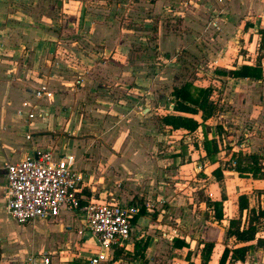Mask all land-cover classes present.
<instances>
[{
  "label": "crops",
  "instance_id": "1",
  "mask_svg": "<svg viewBox=\"0 0 264 264\" xmlns=\"http://www.w3.org/2000/svg\"><path fill=\"white\" fill-rule=\"evenodd\" d=\"M110 1H115V4L112 5L111 2L109 5L99 4L91 0H0V205L5 211L7 164L17 163L32 156L37 150H52L58 157L73 155L75 168L82 176L83 192L89 193L88 195L94 197L96 201L137 205V200L143 203L148 200L149 203L144 204L150 207L146 208L141 204L139 207L144 206L145 213L132 220L131 235L125 248L116 250V253L123 252L135 257L136 245L147 243V248L140 251L142 255L137 256L139 258L128 261L129 264H136L135 261L141 262L142 258L148 260L152 255L164 253L168 245L173 246L174 238L183 239L178 232L181 230V218L173 214L180 209L179 207L184 208L186 203L178 197V193L167 198L165 183L160 178L163 170L159 168L160 163L157 164L153 159L154 157L160 159L164 154L163 151L152 147L151 142L156 143L155 138L136 136L129 140L128 127L116 129L117 124L126 126L128 122H132V130L135 132H155L150 121L151 115L154 114L151 109L155 107L150 98L153 97L156 86L150 85L149 67H135L137 65L135 61H139L140 53L132 50L135 31L129 28H149L151 21L158 20L154 46L161 56L157 60L165 61L161 50L179 46L181 37L177 40L176 36L163 37L164 16L180 17L184 19V23L194 24L196 20L193 18L195 16L193 10L195 6L200 8L202 5H198L195 0H188L189 7L183 13L178 0ZM211 1L216 2V8L223 10L228 9L227 5L231 2ZM236 1L242 8L247 9L250 5L249 8L260 9L258 19L264 15V7L258 5V0ZM210 7L214 8V5ZM87 12H92L89 17ZM136 12L143 15L142 19L135 16ZM122 13H125V18H128L129 14V20H123V16L120 15ZM70 29L76 30V33L71 32L74 34L73 37L78 36L76 41L67 36ZM149 39L150 36H147V40ZM186 45L189 46L190 43ZM148 56L149 54L146 60H150ZM80 74L83 75L84 82L77 89L74 81ZM220 77L228 79L229 83L233 81L252 82L253 85L262 83V80ZM41 83L47 84L53 96L34 100L32 92ZM76 89L77 92L73 93L72 91ZM260 89V86H242L238 91L234 90L235 97L230 102H241L240 107L246 115L250 113L249 116L254 115L263 120L264 104L256 96ZM114 94L116 101L113 100ZM24 102H28L29 108L35 111L34 119L28 122L25 117L18 115L19 111L24 114L29 112V108L23 107ZM257 103L261 104L256 105ZM252 107L256 109L252 111ZM158 108L160 110V106ZM209 123L212 125L211 121ZM198 130L201 143H198L197 148L188 143L190 137L185 131L171 130L165 126L157 131L158 143H166L171 139L175 146H179L171 152L177 154L175 160L181 161L177 164L176 171L194 172L193 166L197 163L195 161L200 158L207 167L205 173L209 171L211 174L215 168H223V161L219 159L224 152L220 150L212 160L205 157L203 130L201 127ZM122 131L125 133L120 136ZM206 134L210 139L211 135ZM248 137L247 135V139L240 144L241 148L244 149L251 141ZM96 140L99 146L94 145L93 142ZM258 148L255 152H258ZM228 173L230 172L223 170V178ZM210 197L211 201H216L212 198V192ZM207 202L208 200L205 203L200 202V206H205L208 211L210 207ZM166 203L169 208L165 211L163 208L166 207ZM67 214L72 220L61 218ZM76 217L79 215L62 212L55 220L31 222L28 224L27 233L25 235L20 233L24 240L27 239L25 242L16 239L17 229L24 225L17 224L10 217L11 222L17 225V229L6 236L0 234L2 239L0 264H24L28 249L31 250V254H39L34 252L35 239L32 242L30 235L35 222L59 221L60 223L56 224H60L61 233L64 232L60 227L73 226L75 230L72 234L66 235V240L72 242L75 250L79 247L84 248L87 242L80 240L86 231H83L81 218L79 224L73 221ZM211 218L214 220V217ZM221 222L223 227L228 226V220ZM74 231L78 235L76 243L73 241ZM92 239L94 240L93 237ZM58 241H53L52 234L47 231L40 245L46 249L40 254H48L52 264H59L60 260L68 261L58 258L56 254ZM185 242L189 243L187 239ZM22 245L26 249L20 248ZM260 248L262 247L255 248L254 251H259L257 255L264 261V250ZM221 253L222 250L218 255ZM96 254L90 257L88 264ZM256 262L261 264L259 261Z\"/></svg>",
  "mask_w": 264,
  "mask_h": 264
},
{
  "label": "rangeland",
  "instance_id": "2",
  "mask_svg": "<svg viewBox=\"0 0 264 264\" xmlns=\"http://www.w3.org/2000/svg\"><path fill=\"white\" fill-rule=\"evenodd\" d=\"M91 1L99 4L107 3L109 5L110 2L112 5L115 4V1L110 0ZM195 1H197L198 5L201 4L202 6H200V8L199 6H195L193 10L195 11V16H193V18L196 20L194 24L184 23V19H180V17L164 16L162 23L163 37L169 38L170 36H176V40L181 37L179 46L172 48L167 47L161 50L164 54L165 61L157 60L161 56L158 54L157 47L154 46L156 33L158 32V20L154 19L153 22L151 21L149 23L151 25L149 28H129L135 31V39L134 41L132 40L134 44L132 50L136 52L139 51L140 53L139 61H135V65L137 64L135 67H149L150 85L155 84V86L158 87V89L155 87L153 97L150 98L153 103L152 105L155 107L151 109L154 114L151 115L150 118L153 125L152 130H155V132H135L132 130V122H128L126 126L117 124L116 129L128 127L130 129L129 140L136 136L155 138L156 143L151 142L152 147L160 152H164V154L161 153L160 159L157 157L153 159L156 163H160L159 168L163 170L160 178L165 183L164 187L166 189L167 198H170L171 195L176 196V193H178V197L186 203L184 208L182 206L179 207L180 209L173 215L181 218V230L178 232L181 234L184 241L186 239L189 241V249H177L174 246L168 245L164 253L152 255L148 260H143L142 258V261L140 260L141 262H138V260L135 261L136 264H188L185 260L188 250L191 252L190 261L192 264H200L199 250L202 246L201 241L204 239L212 241L215 244L208 264H218L220 258L218 254H220L225 246H232L234 240L226 238L223 222H217L215 219L213 220L211 218L214 216L213 208L209 206L210 208L207 211L205 206H200V202L205 203L207 200L211 201L210 192L213 193L212 198L216 201L224 198L223 218L227 220L228 218L238 217L237 198L240 194L247 195L250 208L256 209L261 204L262 200L259 192L260 190H264V179H262L264 176V119L261 120L260 117L257 118V116L254 115L249 116L250 113L246 115L240 107L241 102L237 101V103H232L230 101L235 97L236 91L234 92V90L238 91L242 86H260L261 89L259 93H256V96L258 100L264 104V76L261 79V84L256 83L253 85L252 82L238 83V81H233L229 83L228 79H223L214 73V71L218 69L229 70L234 67H239L242 64H256L259 58H261L260 63L264 70V58H262L263 51H260L261 36L258 33L259 30H264V22L258 19L261 10H256L253 7L249 8L250 5H248L247 9L244 7L242 8V6H240L241 4L237 3L236 0H231L226 10L219 9L218 7L216 8V2L213 3L211 0ZM258 1V5L264 7L262 0ZM212 4L214 8L210 7ZM178 5L182 9L181 11L185 13L189 7V2L188 0H178ZM192 5L190 6L192 7ZM90 13L92 12H87L88 17ZM57 14L56 17L59 18ZM146 14L148 13H144V15ZM120 15L123 16V20H129V14L128 18H125V13ZM135 16H138V19H142L143 15L141 16L140 12H136ZM175 16H177L176 13ZM69 31L67 36L72 37V41H76L78 36L73 37L74 34L71 33H76V30L70 29ZM147 36H150L149 40H147ZM164 43L166 44V42ZM186 43H190V45L187 46ZM187 47L189 49H187ZM148 54L150 60H146ZM88 74L86 76H88ZM70 79L73 80L75 78ZM134 82H136V80H134ZM186 83L198 87L210 86L212 88L211 100L216 104V111L212 118L208 119V123L206 122L205 125L206 127L202 130L210 134L211 138L218 136L221 152H224L221 154L219 160L223 161L222 167L226 169L225 171H229L230 173L226 174V177L223 178L221 182H217L209 171L207 173L204 172L207 167L204 166L205 162L202 158L195 161L197 163L193 166L194 172H191V170L182 173L176 171L178 168L177 164L181 161L175 160L177 154L171 152L179 146H175V143L171 142V139H168L169 141L166 143H158L156 139L157 133H159L157 131L162 127L159 122V116L170 113L172 105L174 104L175 100L172 97L173 89ZM134 84L136 85L138 83ZM77 87L78 86H76V88ZM77 89L72 92L76 93ZM64 93L68 94L67 92ZM157 93L161 95L159 96ZM50 96H53V94L51 93ZM113 96V100L116 101L115 94ZM259 104L261 103H257L256 105ZM159 106L160 110H158ZM255 109L256 108L252 107V111ZM221 116L224 117L221 118ZM210 121L212 125L209 123ZM123 133L125 132L122 131L119 135L122 136ZM135 133L137 135H132ZM188 135L190 137L188 143L197 148L198 143H201L200 131L197 130L193 133H188ZM247 135L251 141L244 148L247 149L244 150L240 147V144L247 139ZM252 139H256V141H252ZM93 143L99 146L98 140ZM256 143L257 145H255ZM256 148H258V152H255L257 150ZM182 161L185 162V160ZM233 161H236L235 165L232 164ZM239 164L244 167H254L253 169L256 177L259 179H254L251 174L239 175L234 171ZM144 178L145 177L142 179ZM221 183H223V185ZM211 184H213V186H211ZM144 203L138 200L136 202L137 206ZM165 205L166 207L163 209L166 211L169 205H167V203ZM61 218L68 221L72 220L68 214ZM79 218H81V216L73 218V221L79 224ZM244 219L245 213L243 214L242 222H244ZM58 222L59 221L56 223ZM56 223H33L30 235L32 242L34 241L33 239H35L36 246L34 252L40 254L46 250L40 245L43 243L44 235H46L48 231L49 234H52L53 241L60 240L58 244L56 243V254L58 258L68 259V261L64 262L60 260L59 264H88L87 261L93 254L97 253L99 249L98 244L92 239V235L88 229H84L83 227V231L86 232L82 237L83 239L80 240L84 243L87 242V245L84 248L79 247V249L75 250V248L72 247V242L66 240V235L72 234L73 230H75L73 229L74 227H60L62 232H64L61 233L59 230L60 224ZM16 229L17 225L11 222L10 217L6 214V210L4 211L3 206L0 205V234L6 236L9 232L16 231ZM27 229L28 224L17 229L18 235H16V239L18 241L25 242V240H27L26 238L24 240L21 236L27 233ZM77 236L78 235L74 231L73 241L77 239ZM257 237L263 240V245L260 249L264 250V222H262L259 228ZM0 242H2L1 238ZM76 242L78 241H75V243ZM20 248L26 249L23 245ZM254 250V248L250 250L243 264H253L256 261L264 264V261H262L263 258L257 255L259 251L256 250L255 252ZM28 255H31V250L29 251V249ZM76 256L79 257L77 258ZM137 256L138 255H135V257H133L126 253H116L114 257L112 259L110 258L105 264H129L128 261L133 258H139Z\"/></svg>",
  "mask_w": 264,
  "mask_h": 264
},
{
  "label": "built area",
  "instance_id": "3",
  "mask_svg": "<svg viewBox=\"0 0 264 264\" xmlns=\"http://www.w3.org/2000/svg\"><path fill=\"white\" fill-rule=\"evenodd\" d=\"M260 20L264 22V15ZM83 82L80 74L74 85L81 86ZM48 96L50 91L45 83L39 84L32 92L34 100ZM23 107L29 108L30 104L24 102ZM28 110L26 114L18 112L19 117H25L27 122L35 117V111ZM232 164L235 165V161ZM81 184L82 176L75 168L73 155L58 157L52 150H37L32 156L6 165V212L19 225L36 220H55L62 212L81 216L83 227L99 246L90 264H101L109 261L116 250L125 248L131 235L132 220L140 207L96 201L83 192ZM24 264L52 263L49 255L43 253L28 255Z\"/></svg>",
  "mask_w": 264,
  "mask_h": 264
},
{
  "label": "trees",
  "instance_id": "4",
  "mask_svg": "<svg viewBox=\"0 0 264 264\" xmlns=\"http://www.w3.org/2000/svg\"><path fill=\"white\" fill-rule=\"evenodd\" d=\"M258 33L261 36L260 51H263L262 58H264V30L261 29ZM260 62L261 58L258 59L256 64H242L239 67H234L229 70L218 69L215 70L214 73L222 77H230L234 80H261L264 76V70ZM211 94L212 88L210 86L198 87L186 83L180 87L174 88L172 91V97L175 101L172 105L171 112L159 116L160 124L162 126L169 127L171 130H182L187 133H193L197 131L199 127L203 129L206 127L205 125L208 119L212 118L216 111V104L211 100ZM206 133L207 132L203 130V149L205 151V157L212 160L221 149L219 147L218 136L208 139ZM253 168L254 167L249 166L244 167L239 164L234 171L239 175L251 174L254 179H259L256 177ZM223 170L225 171L226 169L217 167L212 170L211 175L217 182L222 181ZM262 179H264V176ZM84 193L86 195L89 194L87 192ZM259 195L262 197V200L261 204L256 209L249 207L248 197L246 194H240L238 196V217L228 218V226L226 228V238L234 240V244L223 248L218 264H235L237 262L244 263L251 249H255L263 245V240L258 238L257 234L262 222H264V190H260ZM224 200V198H221L219 201L207 202L208 206L213 208V217L217 222L224 220ZM143 213H145V208L144 206H141L139 208V213L134 217L133 221ZM244 213L245 219L244 222H242ZM201 245L202 246L199 250L200 264H208L215 248V244L214 242L201 241ZM173 246L177 249H189V244L179 238H174ZM146 248L147 243L143 245L137 244L135 248L137 250L136 255L140 257L142 255L140 251H144ZM115 253L113 254V257ZM121 254H123V252ZM190 255L191 252L188 250L185 256V260L188 264H192L190 261Z\"/></svg>",
  "mask_w": 264,
  "mask_h": 264
}]
</instances>
